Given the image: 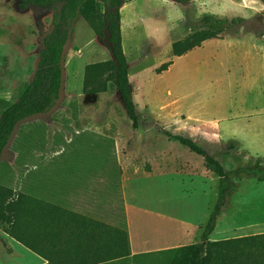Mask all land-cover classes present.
<instances>
[{
	"label": "rangeland",
	"instance_id": "obj_1",
	"mask_svg": "<svg viewBox=\"0 0 264 264\" xmlns=\"http://www.w3.org/2000/svg\"><path fill=\"white\" fill-rule=\"evenodd\" d=\"M120 12L139 126L133 127L121 94L112 82L105 92L85 90L88 66L113 59L114 54L107 23L102 29L100 19L93 24L79 15L63 52L59 100L47 113L35 116V124L24 122L23 132L14 136L21 148L22 140L35 129L39 142L33 147L34 159L52 176L47 180L44 174L38 175L34 179L36 188L68 189V196L80 207L92 198L91 209L97 212L109 205L120 206L122 196L124 206L125 201L128 203L133 249L136 253L154 252L167 243L164 235L171 221L163 215L201 219V204L190 199L188 191L195 186H219L213 172L214 182L210 176L202 175L203 157L172 140L167 133L191 136L217 156L232 187L262 184L256 175L260 156L240 145L230 149V139L223 140L218 134L215 121L231 114L232 107L228 93L217 98L218 89L211 84L212 78L226 74L220 60L214 64L210 56L217 47L206 45L175 56L172 43L188 36L207 13L228 20L241 18L230 31L239 26L263 31L264 0H123ZM54 15V8L29 5L21 9L19 0H0V110L33 79L44 36L53 28ZM168 62L166 69H160ZM234 111L242 112L238 105ZM12 147L4 150L3 158L14 168L19 187L22 165ZM253 147L264 151V140H257ZM160 149L163 156L170 155L171 165L184 172L145 178L143 173L154 161L150 155H158ZM188 168L193 169V176L187 174ZM55 176L63 178L60 186L53 184ZM69 178L76 181L74 186L67 183ZM119 180L120 189L115 185ZM196 233L186 235L183 242L189 244L187 240H193ZM36 257L0 229V264H39ZM104 264L171 262L169 254L155 252Z\"/></svg>",
	"mask_w": 264,
	"mask_h": 264
},
{
	"label": "trees",
	"instance_id": "obj_2",
	"mask_svg": "<svg viewBox=\"0 0 264 264\" xmlns=\"http://www.w3.org/2000/svg\"><path fill=\"white\" fill-rule=\"evenodd\" d=\"M122 2L123 0H19L21 9H26L29 5L54 8L55 15L52 30L44 36L33 79L21 93L13 95L10 104L0 110V228L25 247L46 258L48 264H101L132 254L123 197L121 196L120 206L109 205L98 208L97 212L84 205L80 207L75 199L68 196V189L55 190L45 186L48 190H39L34 179L40 174L47 176V180H51L52 176L34 159L33 147L38 146L39 142L35 129L22 140L21 148L17 146V136H14L16 132H23L21 126L24 122L35 124L32 123L34 117L47 113L59 100L63 82V52L79 15L93 24L96 19H100L102 29L107 23L108 40L114 54L113 59L88 66L85 90L89 88L92 92H105L112 82L121 94L133 127L139 126L140 116L133 99V87L122 41ZM241 20H228L208 13L202 15L196 29L185 38L173 41V55L181 56L203 41L219 37ZM169 64L170 62L164 63L160 69H166ZM167 134L172 140L201 155L205 166L219 181V197L201 239L180 245L171 258V264H264V233L220 240L210 238L225 203L227 189L231 186L222 161L191 136ZM228 142L230 149L238 148L236 140ZM8 146H13L17 153L16 160L22 165L20 173L23 177L19 187H16L14 168L3 158ZM28 155L29 157H25ZM50 162L53 163L54 160ZM259 166L257 179L264 181L262 157H259ZM52 180L56 186L63 182L62 177L55 176ZM67 183L74 186L76 181L69 178ZM115 185L120 189V180ZM116 198L117 195L114 199Z\"/></svg>",
	"mask_w": 264,
	"mask_h": 264
},
{
	"label": "crops",
	"instance_id": "obj_3",
	"mask_svg": "<svg viewBox=\"0 0 264 264\" xmlns=\"http://www.w3.org/2000/svg\"><path fill=\"white\" fill-rule=\"evenodd\" d=\"M206 45H209V48L212 46L217 47L213 50V55L210 56L214 64H217L220 60L225 67L226 74L224 77L211 79V84L215 89H218V91H215L216 97L219 98L222 94L228 93L232 107L230 110L231 114L215 121L219 131L218 134L223 140H236L238 145L248 152L254 153L255 156L264 157V151L253 147V143L257 140H264V30L259 32L239 26L219 37L203 41L201 45L190 51L193 52L195 49L204 48ZM221 46H223V49L220 48ZM237 105L242 110L238 114L234 111ZM158 152V155H150V160L154 159V161L152 162V167L143 173L145 178L161 177L162 175L166 177L171 174L178 175L184 172L182 169H177L178 166L170 164L172 162L170 155L165 154L163 156L162 149L158 150ZM204 165L202 175L210 176L214 182L216 177ZM186 171L187 174L193 176V169L188 168ZM261 183L254 186H239L235 188L230 186L227 189L221 214L218 217L215 229L210 235L212 240L264 233V181H261ZM188 194L190 199L201 204L199 209L203 212L202 218L189 220L188 218H174L163 215V217L171 221L164 235L167 243L154 252L136 253L131 242L132 254L127 256V258L155 252L160 254L162 252L163 255H170L171 262L175 250L180 245L186 244L183 242L187 239L186 235L192 234L194 231L197 232L195 238L187 240L189 241L187 243L197 242L199 237L201 239L203 229L217 203L219 189L216 186H195L188 191ZM91 203H93L92 198H88L87 202L82 205L91 208ZM204 204L206 205L204 206ZM125 209L129 227L128 203L126 201ZM0 229L3 233H6L2 228ZM129 234L131 241L130 229ZM30 251L33 252L32 250ZM33 253L38 257V260L36 257L37 263L48 264L46 258L35 252Z\"/></svg>",
	"mask_w": 264,
	"mask_h": 264
}]
</instances>
